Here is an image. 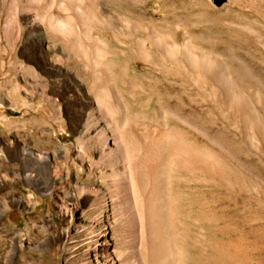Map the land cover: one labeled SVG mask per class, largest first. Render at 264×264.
Returning a JSON list of instances; mask_svg holds the SVG:
<instances>
[{
    "label": "rangeland",
    "instance_id": "rangeland-1",
    "mask_svg": "<svg viewBox=\"0 0 264 264\" xmlns=\"http://www.w3.org/2000/svg\"><path fill=\"white\" fill-rule=\"evenodd\" d=\"M0 1V264H264V0ZM95 120L162 141L143 232Z\"/></svg>",
    "mask_w": 264,
    "mask_h": 264
},
{
    "label": "bare ground",
    "instance_id": "bare-ground-1",
    "mask_svg": "<svg viewBox=\"0 0 264 264\" xmlns=\"http://www.w3.org/2000/svg\"><path fill=\"white\" fill-rule=\"evenodd\" d=\"M2 2H4V0H2ZM17 15L18 14H16V16ZM16 16L14 17V23L17 26L18 17L16 18ZM103 119L104 118H102V120ZM98 121L95 120V122L92 124L90 123L91 125L88 126V129L97 127L100 128L98 131H101L100 133L103 138L101 141H103L102 143L104 144L106 150L102 151L101 154L99 153V165L101 164L108 168V172H104V178L108 181L112 193V195H109L108 197V212L111 214L119 213L123 199V205L125 206V209L131 210L133 217L138 220L140 230L143 232L146 227H152V222L148 217L151 214L150 211L152 212L151 209H153V201L151 197L154 194L153 188L150 186L148 180L152 174V170L155 167L153 162L155 161L154 158H156L154 152L155 147H159L160 144H162V141H155V143L151 142L148 144V148H145L147 149L146 153L140 154L137 152L134 143L136 141L138 142L137 139L134 141H132L131 138L128 139L126 133H122L123 130H121L119 133L117 132V134L115 131H110L112 132V136L109 139V137L107 138V136H105V132H103L105 126H102ZM107 127L108 126H106V128ZM108 141L110 146H107ZM111 145L113 147H111ZM44 159L45 153H41V155L37 157V160L39 161H43ZM181 162H185V160H182ZM120 194L123 198L119 196Z\"/></svg>",
    "mask_w": 264,
    "mask_h": 264
},
{
    "label": "water",
    "instance_id": "water-1",
    "mask_svg": "<svg viewBox=\"0 0 264 264\" xmlns=\"http://www.w3.org/2000/svg\"><path fill=\"white\" fill-rule=\"evenodd\" d=\"M225 2V0H221V2L218 5H221Z\"/></svg>",
    "mask_w": 264,
    "mask_h": 264
}]
</instances>
